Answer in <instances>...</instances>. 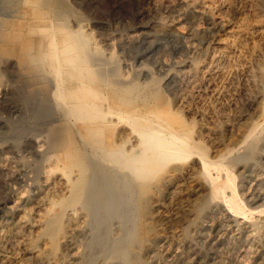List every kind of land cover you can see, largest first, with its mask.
Segmentation results:
<instances>
[{
    "label": "rangeland",
    "instance_id": "rangeland-1",
    "mask_svg": "<svg viewBox=\"0 0 264 264\" xmlns=\"http://www.w3.org/2000/svg\"><path fill=\"white\" fill-rule=\"evenodd\" d=\"M257 23H264L259 0H0V264H264V97L241 116L229 108L218 115L249 68L260 73L264 96ZM237 33L244 39L214 91L187 109L184 98L203 80L183 72L207 66ZM59 67L72 77L82 68L76 74L97 84L73 87ZM55 78L67 91L59 83L53 94ZM77 97L98 113L68 107ZM119 106L134 109L126 123L112 112ZM148 109L166 128L185 129L193 148L166 144L154 150L162 163H145L148 137L131 125ZM250 120L260 125L246 138ZM198 151L214 169L203 171ZM215 175L227 188L213 186ZM71 212L82 213L77 230H69Z\"/></svg>",
    "mask_w": 264,
    "mask_h": 264
},
{
    "label": "bare ground",
    "instance_id": "bare-ground-1",
    "mask_svg": "<svg viewBox=\"0 0 264 264\" xmlns=\"http://www.w3.org/2000/svg\"><path fill=\"white\" fill-rule=\"evenodd\" d=\"M205 3V2H204ZM188 4V3H187ZM194 4V3H193ZM196 7H198V6H194V5H188V11H191L192 12V10H195V8ZM253 7V6H252ZM251 7V8H252ZM259 7H264V0H259ZM201 8V11H209L208 9L209 8H207L206 6L204 7H200ZM249 9V8H248ZM252 10H253V8H252ZM252 10H250V13L251 12H253ZM203 13V12H202ZM185 14V12H183V11H180V12H178V15H184ZM192 15V14H191ZM250 16H251V14H250ZM250 18V17H249ZM175 19V18H174ZM179 20V19H178ZM243 21V20H242ZM244 22V21H243ZM251 22V21H250ZM177 23V22H176ZM175 24V23H174ZM223 24V23H222ZM220 25V24H219ZM78 26V25H77ZM171 26V25H170ZM247 26V25H246ZM223 27V26H222ZM248 27V26H247ZM243 28V27H242ZM253 29V28H252ZM252 29H250V30H252ZM254 29L259 33V35H260V37H261V42H263V43H261V45L263 46L262 47V49H261V51L259 52V54H260V56L262 57V58H264V23L262 24H255L254 25ZM234 30V29H233ZM232 31V30H231ZM241 31V30H240ZM227 33V32H226ZM230 33H232V32H230ZM236 33V32H235ZM248 33V32H247ZM228 34V33H227ZM250 34V33H249ZM253 34V33H252ZM76 35H77V33H76ZM130 35V34H129ZM128 35V36H129ZM254 36V35H253ZM78 37V36H77ZM82 37V36H81ZM140 37V36H139ZM256 37V36H255ZM225 38V37H224ZM83 39H85V37H83ZM127 39V38H126ZM130 39H133V40H135L136 38H135V36L134 35H131L130 36ZM244 39V34L243 33H237L236 35H235V37H234V39L231 41V42H227V44L229 45V48H226L225 49V47H223V49H221V50H219V52L217 53V55L215 56V57H213V59H211L210 61H209V64H207V66H204V64H203V66H202V68H200V69H194V68H188V69H186L184 72H183V76H187L188 74H191L192 72L193 73H200V75H201V77L200 78H202V85H197L196 84V86H195V89L192 91V92H190V94L188 95V96H186L185 98H184V106L187 108V106H189V102H191L190 100H195V99H199V97L200 96H202L203 94H205V93H207L206 91H208L209 93H211V92H213L214 91V88L213 87H215L216 85H214V79H216V78H218V77H220L221 75H222V73H223V70H224V68H226V66L230 63V61H231V54H232V51H235L238 47H239V45H240V42H242V40ZM82 39L80 38V40H78V41H81ZM189 40V39H188ZM248 40V39H247ZM259 40V39H258ZM84 43H85V40H82ZM227 41V40H226ZM257 41V40H256ZM107 43V42H106ZM223 43V42H222ZM252 43V42H251ZM226 44V45H227ZM79 45V44H78ZM55 46V45H54ZM53 46V47H54ZM57 46V45H56ZM73 46V45H72ZM75 46V45H74ZM83 46V45H82ZM82 46L80 47V48H82ZM247 46V45H246ZM251 46V45H250ZM59 47V46H58ZM65 47V46H64ZM96 47V46H95ZM220 47V46H219ZM63 48V47H62ZM241 48V47H240ZM244 48H245V46H244ZM252 48V47H251ZM56 49V48H55ZM61 49V48H60ZM66 49V48H65ZM68 49V48H67ZM83 49V48H82ZM205 50V49H204ZM247 50V49H246ZM254 50V49H253ZM56 51V50H55ZM68 51V50H67ZM67 51H66V53H67ZM238 51V50H237ZM256 51V50H255ZM57 52H58V50H57ZM73 52H74V50H73ZM80 52H82V50L80 51ZM241 52V51H240ZM63 53V52H62ZM66 53H64L65 55H66ZM244 53H245V51H244ZM59 54V53H58ZM72 54V53H71ZM76 54V53H75ZM74 54V55H75ZM213 54H214V52H213ZM52 56H53V54H51ZM67 55H68V53H67ZM78 55V54H77ZM80 55H81V53H80ZM236 55V54H235ZM56 56V55H55ZM63 56V55H62ZM76 56V55H75ZM235 57V56H234ZM239 57V56H238ZM60 59V58H59ZM82 58H80V60H81ZM245 59V58H244ZM53 60V59H52ZM79 60V59H78ZM80 60H79V62H80ZM83 60H84V58H83ZM256 60V62H257V64H259L260 63V59H255ZM56 62L57 60L55 59V60H53L52 62ZM75 61H76V59H75ZM241 61V60H240ZM54 62V63H55ZM58 62V61H57ZM243 62H245L244 60H243ZM48 63H50V62H48ZM53 63V64H54ZM74 63V62H73ZM78 63V62H77ZM70 64V63H69ZM84 64V63H83ZM238 64V63H237ZM242 64V63H241ZM56 65V64H55ZM60 65V64H59ZM233 65V64H232ZM239 65V64H238ZM264 65V64H263ZM58 66V65H57ZM56 66V67H57ZM69 66V65H68ZM72 66H73V64H72ZM75 66V65H74ZM80 66V65H79ZM87 66V65H86ZM247 66V65H246ZM252 66H253V64H252ZM257 66V65H256ZM259 66V65H258ZM85 67V66H84ZM48 68V67H47ZM58 68V67H57ZM82 68H83V66H82ZM82 68H80V70H78V72H76L77 74H81V73H83L82 72ZM86 69H87V67H85ZM89 68V67H88ZM203 68H206V70L205 69H203ZM260 68V67H259ZM50 69V68H49ZM183 69V68H182ZM247 69V68H246ZM250 69V68H249ZM245 70L244 72H245V74H244V78H241V79H243V82H242V84H241V86L240 87H237V86H232V90H231V92L229 93V95L227 96V101H226V103H221L220 104V113L218 114L219 115V118L221 117V118H224L225 117V115H224V110L226 109V108H229V110H231L232 112L231 113H233V115H235V116H241V115H243V112H244V108L245 107H250V106H252L253 105V103H254V101L258 98H260V97H264V96H262L263 95V93H262V86H261V84L259 83V76H260V73L259 72H255V71H253L252 72V70ZM254 69V68H253ZM56 70H58V72H59V70H60V72L61 71H63L62 73L63 74H61V75H64V77H66V75L67 74H69V72L71 73L72 71L70 70H68V69H66L65 67L64 68H62V67H59V69H56ZM67 70V71H66ZM90 70V69H89ZM81 71V72H80ZM57 72V71H56ZM66 72H68V73H66ZM92 72V71H91ZM91 72H90V74H91ZM229 72V71H228ZM238 72V71H237ZM239 72H241V71H239ZM239 72H238V74H239ZM74 73V72H73ZM72 73V74H73ZM76 73H74V76L72 77V75L70 74V75H67V78H69V79H71V83H73L72 85H73V87H78V86H81V85H84L85 87H83V88H86V87H88L89 88V85H94V87H95V84H97V83H95V82H90V84H87L90 80H88V79H86L85 77L87 76V75H85V77L83 78L82 76H84V75H77ZM182 73V72H181ZM192 73V74H193ZM262 73V72H261ZM84 74H86V73H84ZM94 75V74H93ZM92 75V76H93ZM50 76V75H49ZM75 76H77V78L75 79ZM239 76H240V74H239ZM54 77H57L56 75L54 76ZM58 77H62V76H60V74H59V76ZM57 77V78H58ZM63 77V78H64ZM72 77V78H71ZM88 77V76H87ZM188 77H190V76H188ZM192 77V76H191ZM223 77V76H222ZM241 77V76H240ZM261 77V76H260ZM63 78H62V80L61 79H56L55 78V82H54V84H55V92L53 93L54 95H56L58 92H59V86L61 85V87H62V81L64 82L65 81V79L63 80ZM186 78V77H185ZM236 78V77H235ZM61 80V81H60ZM96 80V79H95ZM222 80V79H221ZM224 80V79H223ZM236 80V79H235ZM186 81V80H185ZM201 81V80H200ZM262 81H263V79H262ZM196 82H198V81H196ZM230 82V81H229ZM60 83V84H59ZM94 83V84H93ZM192 83V82H191ZM195 83V82H194ZM193 83V84H194ZM200 83V82H199ZM263 83V82H262ZM58 84H59V86H58ZM87 84V85H86ZM234 84V83H233ZM213 85V86H212ZM98 86V85H97ZM96 86V87H97ZM181 85L178 83V84H176L175 85V87L176 88H178V87H180ZM225 86V85H224ZM53 87V88H54ZM60 87V88H61ZM71 87V86H70ZM92 87V86H91ZM62 88H64L65 89V86L64 87H62ZM67 88H69V86L67 87ZM87 88V89H88ZM58 89V90H57ZM79 89V88H78ZM173 89V88H172ZM181 89V88H180ZM224 89V88H223ZM264 89V88H263ZM66 90V89H65ZM64 90V91H65ZM69 90V89H68ZM83 90V89H82ZM95 90V89H94ZM227 90V89H226ZM230 90V89H229ZM60 91H61V89H60ZM67 91V90H66ZM86 91H88V90H86ZM92 91V90H91ZM174 91V90H173ZM180 91V90H179ZM219 91V90H218ZM62 92H63V90H62ZM76 92H78V91H76ZM71 93V92H70ZM174 93V92H173ZM215 93H216V91H215ZM218 93V92H217ZM64 94V93H63ZM83 94H84V92H83ZM87 94V93H86ZM214 94V93H213ZM52 95V94H51ZM59 95H62V93H60ZM91 95V94H90ZM62 96H64V95H62ZM176 96V95H175ZM65 97V96H64ZM209 97V96H208ZM71 98V97H70ZM89 98V97H88ZM77 99H78V97H77ZM263 99V98H262ZM62 100H64V99H62ZM62 100H60L61 102H62ZM84 100H85V97H84V99H83V101L82 100H77V101H71V102H73V103H69V104H67V106L68 107H70V108H72L73 110H79V109H81L82 111H83V108L88 112V114H91V112H92V114H94V112L95 113H98V111H99V109H98V107H97V105L95 104V103H93V102H91V100H90V102H88V101H86L87 100V98H86V102H84ZM95 101V100H94ZM179 101V100H178ZM181 101V100H180ZM198 101V100H197ZM96 102V101H95ZM182 102V101H181ZM218 102V101H217ZM65 103V102H64ZM67 103V102H66ZM61 104H63V103H61ZM259 104V103H258ZM261 104V103H260ZM256 105V104H255ZM65 106V105H64ZM254 106V105H253ZM252 106V107H253ZM102 107V106H101ZM255 107V106H254ZM67 108V107H66ZM188 108H190V107H188ZM187 108V109H188ZM250 109V108H249ZM253 109V108H252ZM259 109V108H258ZM72 110V111H73ZM69 111V108H68V110H67V112ZM156 110H149L148 109V111L147 112H144V113H141V115H139L137 118H134L133 116V118H134V121H132V125L131 126H133L135 129H139L141 132L142 131H144V133H145V135L148 137V141H146L147 143H144V145L146 146V148H148V150H149V153H147V159L149 160V162H147L148 160L146 159L145 160V158L143 159V158H141V160L143 159V160H145V163H148V164H150L151 162L152 163H155L156 161H158L159 163L158 164H160V163H162L161 161H159V159H157L156 158V155H155V151H157V150H155V149H163L162 147H164L166 144L168 145V144H170V145H172V147H174V149H182L181 147H190V148H193V146H192V143H191V141L189 140V139H191L190 137H188L190 134H188V136L186 135V133H188V132H186L185 131V129H184V131L186 132H184L183 130H182V128H181V126H179L180 127V129H179V127L178 126H176V124L173 122V125H175L176 126V128L177 129H179V130H177V129H174V128H170V127H172V123H171V125L170 126H168V128H170V129H168V128H166V126H164V125H162L159 121H160V117H159V114H158V112H155ZM216 111V110H215ZM226 111H228L227 109H226ZM262 111V116H263V121H264V108H263V110H261ZM85 112V111H84ZM113 112V114L114 115H116V117L117 118H119V121H125V123H126V120L128 119L127 117L128 116H130V118H131V115L130 114H132L133 112H134V109H124L122 106L120 107H118V108H115V110L114 111H112ZM132 112V113H131ZM255 112V111H254ZM259 112V111H258ZM74 113V112H73ZM128 113V114H127ZM130 113V114H129ZM230 113V114H231ZM62 114V113H61ZM105 114V113H104ZM225 114H226V112H225ZM228 114V113H227ZM257 114V113H256ZM71 115H72V113H71ZM98 115V114H97ZM100 115H101V111H100ZM106 115H107V113H106ZM106 115H105V117H106ZM128 115V116H127ZM214 115H215V113H214ZM244 115H246V114H244ZM73 116V115H72ZM92 116V115H91ZM93 116H96V115H93ZM99 116V115H98ZM102 116V115H101ZM204 116V115H203ZM248 116V115H247ZM70 117V116H69ZM87 117V116H86ZM85 117V118H86ZM104 117V116H103ZM127 118V119H124V118ZM213 117V116H212ZM211 118V117H210ZM229 118V117H228ZM231 118V117H230ZM259 118H260V116H259ZM69 119V118H68ZM87 119V118H86ZM90 119H91V117H90ZM104 119V118H103ZM164 119V118H163ZM235 119V118H234ZM238 119V118H237ZM261 119V118H260ZM78 120V119H77ZM89 120V119H88ZM86 121V122H90V123H88V125H92L91 123H92V121L94 122V123H96L95 121V119H93V117H92V121ZM116 120V119H115ZM167 120V119H166ZM169 120V119H168ZM83 121V120H82ZM98 121V120H97ZM161 121L163 122L164 120H162L161 119ZM212 121V120H211ZM225 121V120H224ZM228 121V120H227ZM244 121H247L246 119L244 120ZM258 121V120H257ZM85 122V123H86ZM108 122V121H107ZM169 122H171V121H168V125H169ZM212 122H214V121H212ZM79 123V122H78ZM110 123V122H109ZM116 123V122H115ZM167 123V122H166ZM80 124V123H79ZM103 124V123H102ZM106 124H108V123H105V125ZM224 124V123H223ZM241 124V123H240ZM243 124H244V122H243ZM250 124H251V120H250ZM82 125V124H81ZM85 125V124H84ZM165 125H167V124H165ZM213 125V124H212ZM230 125V124H229ZM259 123L258 122H253L251 125H250V128H249V130H248V132L247 133H245L246 135L244 136V137H246L247 138V136H249L250 137V134H252L258 127H259ZM96 126V125H95ZM231 126V125H230ZM74 127V126H73ZM86 127V126H85ZM94 127V126H93ZM92 127V128H93ZM101 127V126H100ZM210 127V126H209ZM208 127V128H209ZM226 127V126H225ZM245 127H247L246 125H245ZM89 128H91L90 126H89ZM214 128H216V127H214ZM220 128V127H219ZM88 129V128H87ZM95 129V128H94ZM134 129V130H135ZM205 129V128H204ZM212 129V128H211ZM210 129V130H211ZM79 130V129H78ZM92 130V129H91ZM89 131V130H88ZM181 131V132H180ZM182 131L184 132V133H182ZM200 131V130H199ZM218 131V130H217ZM118 133V132H117ZM143 133V134H144ZM190 133V132H189ZM204 133V132H203ZM217 133V132H216ZM101 134H103V133H101ZM199 134V133H198ZM211 132L209 131L208 132V130H207V136H208V138H210L211 140H213V139H215L214 137H212L211 136ZM244 134V133H243ZM64 135V134H63ZM76 135H77V133H76ZM89 135V134H88ZM128 135V134H127ZM199 135H201V134H199ZM205 134H203V136H204ZM255 135V134H254ZM142 136V135H141ZM214 136V135H213ZM253 136V135H252ZM200 137V136H199ZM256 137V136H255ZM81 138V137H80ZM144 138V137H143ZM203 138V137H202ZM207 138V137H206ZM207 138V139H208ZM220 139V138H219ZM249 139H251V138H249ZM130 140V139H129ZM138 140V139H137ZM209 140V139H208ZM100 141V140H99ZM113 141V140H112ZM128 141V140H127ZM92 142V141H91ZM101 143H102V141H100ZM100 142H97L98 144H99V146H100ZM107 142V141H106ZM216 142V141H215ZM104 143H105V141H104ZM130 143V142H129ZM243 143V142H242ZM195 144V143H194ZM244 144V143H243ZM91 145V144H90ZM89 145V146H90ZM131 145V144H130ZM245 145V144H244ZM85 146V145H84ZM134 146V145H133ZM138 146V145H137ZM192 146V147H191ZM240 146V145H239ZM93 147V146H92ZM98 147V146H97ZM167 147H169V146H167ZM90 148V147H89ZM94 148V147H93ZM187 148V149H188ZM189 148V149H190ZM195 148H196V146H195ZM84 149H85V147H84ZM227 149V148H226ZM155 150V151H154ZM167 150H171V149H167ZM166 150V151H167ZM183 150V149H182ZM191 150V149H190ZM194 149H192V151H193ZM165 151V150H164ZM104 152V151H103ZM163 152V151H162ZM168 152V151H167ZM167 152H166V154H167ZM171 152V151H170ZM183 152V151H182ZM196 152V151H195ZM84 153V152H83ZM110 153H113V152H110ZM110 153H109V155H110ZM145 153V152H144ZM157 153V152H156ZM95 154V153H94ZM101 154V153H100ZM102 154H104V153H102ZM164 155H165V152L163 153ZM198 154L201 156L200 158H201V161H202V166H203V168L205 169V170H203V171H209L211 168H213L214 167V165H216L217 163H213L211 160H209L208 158H207V156L204 154H200V152L198 151ZM93 155V154H92ZM91 155V156H92ZM96 155V154H95ZM109 155H107V156H109ZM117 155V154H116ZM140 155V154H139ZM155 155V156H154ZM171 155V154H170ZM168 156V155H165L167 158L168 157H172V156ZM119 156V155H118ZM134 156H136V155H134ZM133 156V157H134ZM144 156V155H143ZM180 156V155H179ZM225 156V155H224ZM60 157V156H59ZM89 157V156H88ZM110 157V156H109ZM123 157H124V155H123ZM145 157V156H144ZM163 157V156H162ZM178 157V156H177ZM177 157H176V159H177ZM223 156H221L220 158H222ZM97 158V157H96ZM115 157H113V159H114ZM137 158V157H136ZM118 159H119V157H118ZM128 159V158H127ZM138 159H140V158H137V160L134 158V162H136V161H138ZM163 158H161L160 160H162ZM166 159V158H165ZM165 159H163V160H165ZM169 159V158H168ZM173 159H175V157L173 158ZM59 160V159H58ZM114 160H116L117 161V159H114ZM113 160V161H114ZM131 160V159H130ZM136 160V161H135ZM140 160V161H141ZM142 160V161H143ZM156 160V161H155ZM170 160V159H169ZM216 160V159H215ZM215 160H213V161H215ZM218 160H220V159H218ZM87 161V160H86ZM106 161V160H105ZM110 161H112V160H110ZM139 161V162H140ZM141 161V162H142ZM200 161V162H201ZM54 162V161H53ZM62 162V161H61ZM103 162V161H102ZM101 162V163H102ZM118 162V161H117ZM134 162H133V164H134ZM140 162V163H141ZM164 162H166V161H164ZM216 162V161H215ZM105 163V162H104ZM138 163V162H137ZM142 163H144V161L142 162ZM157 163V162H156ZM169 163V162H168ZM132 164V163H131ZM164 164V163H163ZM51 165V164H50ZM88 165V164H87ZM90 165V164H89ZM115 165H116V163H115ZM130 165V164H129ZM135 165V164H134ZM140 165V164H139ZM154 165H157V164H154ZM166 165H167V163H166ZM166 165H164V166H166ZM65 166V165H64ZM131 166V165H130ZM135 166H137V165H135ZM134 166V167H135ZM143 166V165H142ZM153 166V165H152ZM161 166H162V164H161ZM112 167H113V165H112ZM132 167V166H131ZM139 167V166H138ZM148 167V166H147ZM147 167H145L146 169H147ZM221 167V166H220ZM48 168V167H47ZM135 168H137V167H135ZM142 169H144V172H145V168H143V167H141ZM141 168L139 169V170H141ZM149 168H150V166H149ZM147 169V170H149V171H151V168H155V167H151L150 169ZM202 168V169H203ZM216 168V167H215ZM58 169V168H57ZM87 169V168H86ZM214 169V168H213ZM146 170V171H147ZM153 170V169H152ZM156 170V169H155ZM170 170V169H169ZM217 170V169H216ZM56 171V170H55ZM136 171H137V169H136ZM139 172V171H138ZM137 172V173H138ZM143 171L141 170V173H142ZM152 172V171H151ZM155 172V171H154ZM211 172V171H210ZM229 172V171H228ZM149 173V172H148ZM208 174H210L209 172H207ZM138 174H140V172L138 173ZM144 174V173H143ZM146 174V173H145ZM58 175V174H57ZM80 176V175H79ZM227 176V175H226ZM215 177L216 178H214V187L216 188V189H219V190H223V188H227L225 185H224V183L222 182L221 183V181H220V178L218 177V176H216L215 175ZM232 178V176H229V174H228V177H226V181H228V184L227 185H229L230 186V181H231V178ZM79 178H81V176L79 177ZM46 179V178H45ZM57 179V178H56ZM62 179V178H61ZM78 179V178H77ZM85 179V178H84ZM174 180V179H173ZM52 181V180H51ZM225 181V182H226ZM49 182V181H48ZM59 182V181H58ZM63 182V181H62ZM83 182V181H82ZM97 182V181H96ZM50 183V182H49ZM57 183V182H56ZM61 183V182H60ZM64 183V182H63ZM227 183V182H226ZM225 183V184H226ZM47 184V183H46ZM58 184V183H57ZM51 185H52V183H51ZM58 185H60V186H62L61 184H58ZM231 185H232V183H231ZM70 187H71V185H70ZM74 187V186H73ZM232 187V186H231ZM53 188V187H52ZM56 188H58V187H56ZM60 188V187H59ZM229 188V187H228ZM50 189V188H49ZM73 188H70V191L72 190ZM95 189V188H94ZM93 189V190H94ZM116 189V188H115ZM56 190V189H55ZM63 190V189H62ZM216 191V190H215ZM57 192H58V189H57ZM81 192V191H80ZM88 192V191H87ZM220 192H222V191H220ZM95 193V192H94ZM55 194H57V193H55ZM71 195H72V193H70ZM45 195V194H44ZM49 195V194H48ZM87 195V194H86ZM233 195V194H232ZM50 196V195H49ZM20 197V196H19ZM55 197V196H54ZM42 198H44V197H42ZM48 198V197H47ZM72 198V197H71ZM234 198V197H233ZM53 199V198H52ZM38 200V199H37ZM44 200V199H43ZM46 200V199H45ZM51 199L49 198V200L48 201H50ZM228 200V199H227ZM48 201H46L47 203H48ZM39 202V201H38ZM45 202V203H46ZM34 203H37V201L36 202H34ZM93 203V202H92ZM52 204H53V202H52ZM51 204V205H52ZM39 206H38V210L42 207V204H38ZM49 205V208H50V204H48ZM94 206H96V205H94ZM35 207V206H34ZM45 207H47V205L45 206ZM53 207V206H52ZM51 207V208H52ZM62 210V209H61ZM69 210V209H68ZM42 211V210H41ZM51 211V210H50ZM94 211V210H93ZM79 212V211H78ZM50 213V212H49ZM238 213H241V214H244L245 215V212H238ZM80 214H82V213H80ZM79 213L76 215V213L75 214H73L72 212L70 213V214H68V227L70 228L69 230H74L75 229V227L77 226V224L78 223H80V222H78V219H83V217L80 215ZM36 215V214H35ZM49 215V214H48ZM59 215H61V214H59ZM63 216H64V214H62ZM44 217H48V216H44ZM52 217V216H51ZM50 218V217H49ZM53 218V217H52ZM48 219V218H47ZM63 219V217L61 218V220ZM19 220V219H18ZM17 220V221H18ZM53 220H54V218H53ZM61 220H60V222H61ZM67 220V219H66ZM16 221V222H17ZM57 221V220H56ZM52 222V221H51ZM82 223V222H81ZM21 224V223H20ZM22 224H24V223H22ZM28 224V223H27ZM30 224V223H29ZM28 224V225H29ZM49 224V223H48ZM51 224V223H50ZM85 224V223H84ZM27 225V227H29ZM50 227H51V225H50ZM49 227V228H50ZM68 227H66V228H68ZM82 227V226H81ZM13 228V227H12ZM19 228H20V226H19ZM23 228V227H22ZM16 229V228H15ZM21 229V228H20ZM51 229V228H50ZM79 229V228H78ZM57 230V229H56ZM68 230V229H67ZM76 230H77V227H76ZM9 231V230H8ZM11 231V230H10ZM9 231V232H10ZM22 231V230H21ZM31 231V230H30ZM51 231H53V229L52 230H50V233H51ZM80 231V230H79ZM14 232V231H13ZM62 232H64V231H62ZM69 232V231H68ZM68 232H67V234H68ZM76 232H78V231H76ZM12 233V232H11ZM70 233V232H69ZM63 234V233H62ZM67 234H63L62 236H61V239H60V241L62 240L63 241V243H64V245H65V243H67L68 242V240H69V238H68V236H67ZM24 235H25V232H24ZM14 236V235H13ZM27 236V235H26ZM53 236H55V235H53ZM72 236V235H71ZM8 237V236H7ZM15 237V236H14ZM9 238H12V237H9ZM17 238V237H16ZM27 238V237H26ZM74 238V237H73ZM21 239V238H20ZM19 239H17V241H18ZM26 240V239H25ZM70 240H71V237H70ZM9 241H11L10 239H9ZM14 241H16V240H14ZM61 241V242H62ZM25 242V241H24ZM23 242V243H24ZM12 243V242H11ZM22 243V242H21ZM14 244V243H13ZM15 244H16V242H15ZM14 244V245H15ZM17 245V244H16ZM69 245V244H68ZM6 246V245H5ZM23 246V245H22ZM68 247H70V246H68ZM71 247H73V246H71ZM27 251V250H26ZM38 252V251H37ZM32 253V252H31ZM34 254V253H33ZM37 254V253H36ZM31 255V254H30ZM42 257V256H41ZM33 259H34V257H33ZM33 261V260H32ZM31 262V261H30ZM41 262V261H40ZM32 263V262H31ZM30 264V263H29ZM34 264H36V263H34Z\"/></svg>",
    "mask_w": 264,
    "mask_h": 264
}]
</instances>
